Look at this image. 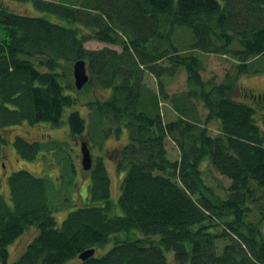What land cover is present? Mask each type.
<instances>
[{"label": "trees", "instance_id": "trees-1", "mask_svg": "<svg viewBox=\"0 0 264 264\" xmlns=\"http://www.w3.org/2000/svg\"><path fill=\"white\" fill-rule=\"evenodd\" d=\"M17 1H30L42 14L17 12L0 0V154L9 139L25 160L41 147L55 148L6 130L60 126L65 109L79 103L70 68L79 59L89 74L83 88L108 92L87 102L88 119L69 112L70 134L87 130L101 143L125 129L128 139L112 153L123 172L117 215H110L102 156L89 171L91 204L69 211L59 225L47 180L11 172L8 194L0 193V264H168V252L177 264H264V129L257 108L234 95L241 76L264 73V0ZM91 39L121 50L86 48ZM200 54L230 59L220 82L203 78ZM182 70L185 90L168 94L166 78ZM252 91L250 97H262ZM162 101L170 105L169 119ZM212 120L219 123L215 135ZM166 139L179 158L167 157ZM205 159L229 180L223 192L209 182ZM30 227L37 234L11 260L9 246ZM109 242L103 255L79 259Z\"/></svg>", "mask_w": 264, "mask_h": 264}, {"label": "rangeland", "instance_id": "rangeland-1", "mask_svg": "<svg viewBox=\"0 0 264 264\" xmlns=\"http://www.w3.org/2000/svg\"><path fill=\"white\" fill-rule=\"evenodd\" d=\"M3 1L14 11L26 14H42L34 8L30 1ZM50 19L56 20L54 17H50ZM82 29L86 30L84 27ZM84 46L89 49L110 47L118 51L121 50L117 45L104 43L94 39L86 40ZM200 57L204 60V70L202 72L203 78L207 79L215 77L216 81L220 82L230 66V59L218 54H200ZM70 68L72 74L73 64L70 65ZM185 77V72L182 70L176 77L166 78V92L172 94L174 92L185 90ZM145 80L150 86L154 88L156 87L155 80L151 75H146ZM72 81L74 82L73 74ZM252 89H254L256 93L261 94L262 97L259 98V100H255L249 96V92H253ZM75 92L79 98V103L65 109L63 122L60 126L54 127L48 123L42 122L32 125L21 123L19 125L11 126L6 130L11 138L20 136L28 141H38L41 144L54 142L55 148L52 146H50V149L45 146L41 147L36 158L33 160H25L18 156L15 152L12 140L9 139V141L2 146L3 150L0 154V193L8 194V176L11 172L18 169H25L36 176L45 178L48 182V195L50 201L58 209L54 213L58 225L61 224L69 211L82 204H91L87 192L90 174L81 164L80 143L82 141L89 142L93 158H98V156H102L103 158L110 179V198L114 204L110 211V215H117L122 212L117 201L123 172L118 171L115 158H112V153L114 151L113 149H118L126 143L128 139L127 131L124 129L119 136L109 134L102 139L101 143L90 140V135L87 130L74 138L70 134L67 121L69 112L71 110H77L84 119L85 117L88 119L87 102L104 99L108 91L92 84H87L84 88L82 87ZM234 95L239 100H245L249 104H252V106H255L258 112H264L263 108H261L262 105L264 106V73L259 75L241 76L236 81ZM162 110L165 119H169L173 116V113L170 110V105L164 101H162ZM202 113H205V111H202ZM260 113H257V122L264 129V123L259 119V116L261 115ZM208 126L212 135L219 132L218 121L212 120L209 122ZM165 148L167 157L170 160L179 158V150L170 139L165 140ZM65 154H71L70 158L65 156ZM207 161L208 160L205 159L202 162L201 167L206 169L209 182L220 187L217 188V192L221 193L223 192V188L228 186L229 180L211 169L208 166ZM69 166L74 169L70 170ZM96 203L102 204L101 202ZM37 232L38 230L36 227H30L9 246L11 260L16 259L25 250L26 246ZM111 246L112 242H109L104 247L97 249L95 251V256L103 255L109 248H111ZM167 257L168 264H177L173 260L171 252L167 253ZM76 260H71V262H75Z\"/></svg>", "mask_w": 264, "mask_h": 264}, {"label": "water", "instance_id": "water-1", "mask_svg": "<svg viewBox=\"0 0 264 264\" xmlns=\"http://www.w3.org/2000/svg\"><path fill=\"white\" fill-rule=\"evenodd\" d=\"M73 79L76 89H81L88 81L89 74L87 72L86 62L83 59L77 60L73 64ZM81 151V164L85 170H89L92 167V155L86 141H82L80 144ZM95 253V249H87L79 254V259L86 260L89 257H92Z\"/></svg>", "mask_w": 264, "mask_h": 264}, {"label": "flooded vegetation", "instance_id": "flooded-vegetation-1", "mask_svg": "<svg viewBox=\"0 0 264 264\" xmlns=\"http://www.w3.org/2000/svg\"><path fill=\"white\" fill-rule=\"evenodd\" d=\"M258 96V95H257ZM258 97H260V96H258ZM81 144V143H80ZM88 147H89V149H90V152H91V148H90V144H89V142H88ZM114 150V149H113ZM115 152V151H114ZM97 158H93L92 157V167H93V164H94V162H95V160H96ZM92 167L88 170V171H91V169H92Z\"/></svg>", "mask_w": 264, "mask_h": 264}, {"label": "bare ground", "instance_id": "bare-ground-1", "mask_svg": "<svg viewBox=\"0 0 264 264\" xmlns=\"http://www.w3.org/2000/svg\"><path fill=\"white\" fill-rule=\"evenodd\" d=\"M75 62H76V61H75ZM75 62H74V63H75ZM74 63H73V64H74Z\"/></svg>", "mask_w": 264, "mask_h": 264}]
</instances>
